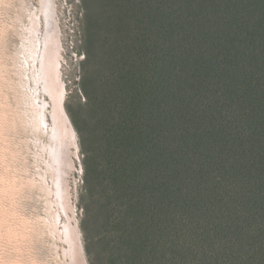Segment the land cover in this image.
<instances>
[{"label": "trees", "instance_id": "obj_1", "mask_svg": "<svg viewBox=\"0 0 264 264\" xmlns=\"http://www.w3.org/2000/svg\"><path fill=\"white\" fill-rule=\"evenodd\" d=\"M91 264H264V0H81Z\"/></svg>", "mask_w": 264, "mask_h": 264}, {"label": "rangeland", "instance_id": "obj_2", "mask_svg": "<svg viewBox=\"0 0 264 264\" xmlns=\"http://www.w3.org/2000/svg\"><path fill=\"white\" fill-rule=\"evenodd\" d=\"M83 13L81 0H0V264H91L82 141L66 111L83 80Z\"/></svg>", "mask_w": 264, "mask_h": 264}, {"label": "bare ground", "instance_id": "obj_3", "mask_svg": "<svg viewBox=\"0 0 264 264\" xmlns=\"http://www.w3.org/2000/svg\"><path fill=\"white\" fill-rule=\"evenodd\" d=\"M49 5L46 3V14H49ZM48 16V15H47ZM49 18V16H48ZM51 22L49 21L48 22V26H51L50 25ZM52 31L49 33V36H48V40L46 42V44L50 41L53 43L54 41V37L51 35ZM54 59H55V56H53ZM55 110H56V114L59 115L60 119L63 120L65 123L68 121L65 113H64V110H63V107H62V96L61 95H58L57 99H55ZM38 122L40 124H44L45 122L43 120H38Z\"/></svg>", "mask_w": 264, "mask_h": 264}]
</instances>
